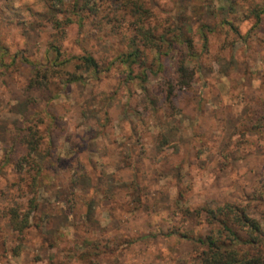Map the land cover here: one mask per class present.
Instances as JSON below:
<instances>
[{
	"label": "rangeland",
	"instance_id": "374dc122",
	"mask_svg": "<svg viewBox=\"0 0 264 264\" xmlns=\"http://www.w3.org/2000/svg\"><path fill=\"white\" fill-rule=\"evenodd\" d=\"M144 1L161 19L195 6L193 22L212 25L261 2L237 0L229 13L213 12L212 0ZM97 3L100 15L119 19L118 29L109 21L103 30L74 24L65 45L72 53L86 48L110 59L126 46L119 33L124 19L111 0ZM39 9L36 0H0V264H171L191 256L194 247L161 233L175 222L198 234L209 231L205 216L193 212L198 208L231 201L264 210L258 197L264 192V129L234 128L247 124L252 108L264 113V20L257 27L253 18L237 22L248 36L234 45L228 29L211 34L202 73L171 110L158 94L159 77L127 84L118 64L100 78L87 72L61 91L56 77L49 89H29V61L54 56V30L25 24L40 18ZM40 118L55 170L41 179L40 211L21 237L3 210L27 202L15 185L21 177L15 164L25 150L18 139ZM187 207L192 210L185 214ZM262 213L255 211L264 219ZM146 234L157 237L142 239Z\"/></svg>",
	"mask_w": 264,
	"mask_h": 264
},
{
	"label": "trees",
	"instance_id": "16d2710c",
	"mask_svg": "<svg viewBox=\"0 0 264 264\" xmlns=\"http://www.w3.org/2000/svg\"><path fill=\"white\" fill-rule=\"evenodd\" d=\"M9 1L3 0L5 4H9ZM36 1L40 4V9L35 14L40 18L25 21V24L35 29L50 26L54 30L49 43V51H52L54 56L42 63L29 61L33 70V76L28 84L29 89L37 87L49 89L53 83L50 78L56 77L59 78L58 88L61 91L72 82L83 80L87 72L100 78L102 73L109 72L118 64L124 67L127 84L138 81L144 85L152 76L159 77L161 83L158 85V94L165 98V103H168L171 110L178 107L180 93L189 91L197 79V73H202L201 58L204 52H210L211 34L219 29H228V35L233 36L229 44L234 45L236 41L241 38L246 40L248 36L247 34L243 37L241 33L239 27L241 21L253 18L254 27H257L264 20V0L247 7L243 6L240 12H235L238 7L237 0H222L221 3L212 0L211 4H216L213 12L215 9L235 12L231 18L220 17L215 25L205 20L194 23L195 6L193 12H189L190 7L183 6L181 14H169L161 19L154 15L144 0H111L110 5L115 15L121 14L124 19V28H121L119 33L121 37L123 36L122 41L126 42V46L109 59L97 57L86 48H82L80 53H72L65 45L69 28L74 24L81 28L88 25L103 30L107 28L109 21L113 22L115 31L118 29L116 22L119 19L113 16L106 19L105 14L100 15L102 5L97 3V0ZM197 8L200 9L199 6ZM201 18L204 19L203 16ZM196 22L199 24L195 27ZM77 42L82 43L80 40ZM217 57L219 59L223 57L221 51L217 53ZM245 118L248 119L247 124L244 125L242 120L240 127L234 126L235 130H240L241 126H246V133L264 129V113L252 108ZM41 122L43 119L40 118L36 125L27 126V132L22 133L18 139V142L25 146V150L15 164L17 172L21 174L19 183L15 185L22 190L24 196H27V202L24 204L19 201L16 205L6 206L3 210L12 229L19 235L24 234L33 225L32 220H35L40 211L41 179L45 177L47 170H55L51 142L46 147L43 145V134L38 125ZM167 141L164 139L163 143ZM258 197L264 200V192L260 191ZM250 199L251 197L247 196L246 202ZM191 210L187 207L184 213L188 214ZM261 210L259 205L254 207L251 203L238 205L231 201L215 208L208 206L198 208L193 212L199 217L205 216L209 231L198 234L175 222L169 226L167 232L161 233L166 237L176 236L180 241L194 247L191 256L180 260L171 259L170 263L264 264V219L262 215L258 217L255 214L257 211L263 212L264 215V210ZM1 213L0 210V215ZM152 236L157 237L146 234L142 239L147 240ZM19 248L20 245L14 250ZM6 251L5 249L1 254L4 256Z\"/></svg>",
	"mask_w": 264,
	"mask_h": 264
}]
</instances>
